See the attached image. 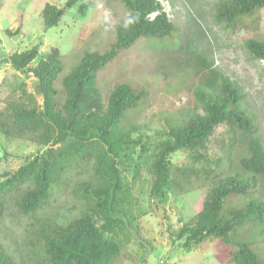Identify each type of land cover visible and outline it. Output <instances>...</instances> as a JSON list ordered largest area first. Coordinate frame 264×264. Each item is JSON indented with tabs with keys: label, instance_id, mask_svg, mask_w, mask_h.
Wrapping results in <instances>:
<instances>
[{
	"label": "trees",
	"instance_id": "obj_1",
	"mask_svg": "<svg viewBox=\"0 0 264 264\" xmlns=\"http://www.w3.org/2000/svg\"><path fill=\"white\" fill-rule=\"evenodd\" d=\"M78 1L66 0L62 7L46 3L42 11L45 25L58 24L65 10ZM119 2L125 22L116 27V40L106 53L85 50L76 55V63L61 77L60 90L55 81L63 73L67 57L59 48L52 47L35 66L31 63L40 54L38 45L8 56L12 68L31 73L37 84L31 91L22 82L20 94L0 109V135L29 140L42 151L16 170L0 173V218L14 196L18 215L36 222L24 253L8 249L0 240V264H115L132 233L140 234L135 184L144 169L152 176L150 196L160 204L170 195L191 191L195 178L210 179L196 214L179 228L170 229L173 241H180L190 251L217 238L236 251L227 264H264L252 244L241 240L248 237L238 233L247 227V235L255 243L252 228H264V196L255 195L264 176V143L242 86L212 69V62L198 53L189 31L181 50L194 55L197 67L210 73L194 89L196 107L190 108L181 122H169L163 139L150 141L149 135L136 134L139 126L126 124L125 118L144 101L145 90L122 81L104 98L97 84L98 72L143 38L163 39L179 28L158 0ZM263 7L264 0H220L214 15L238 28ZM188 24L197 25L203 35L196 19ZM245 45L264 60V40L249 38ZM219 126L232 133L230 143L223 147L224 159L213 160L215 167L205 166L208 143ZM238 146L243 148V156L239 157L240 169L235 170L233 153ZM181 150L188 152L189 162L174 164L171 156ZM81 164L89 165L90 173L78 180L73 190L84 209L68 222L43 218L41 212L64 187L69 172ZM238 196L247 201L233 204Z\"/></svg>",
	"mask_w": 264,
	"mask_h": 264
},
{
	"label": "rangeland",
	"instance_id": "obj_2",
	"mask_svg": "<svg viewBox=\"0 0 264 264\" xmlns=\"http://www.w3.org/2000/svg\"><path fill=\"white\" fill-rule=\"evenodd\" d=\"M158 1L179 31L163 39L143 38L111 60L98 72L97 84L103 97L106 98L111 88L122 81L143 88L146 93L144 101L127 113L125 123L138 125L136 134L149 135L150 141L165 138L168 123L181 122L187 111L196 107L194 89L204 81L205 76L210 75L208 70L197 67L198 59L194 55L181 50L186 35L191 31L198 53H203L208 62H212V69L237 80L242 86L247 108L256 116L258 133L264 143V60L250 53L245 45L249 38L264 40V7L255 16L247 17L244 25L232 28L218 21L214 15L220 0ZM0 2V109L7 100L20 94L19 85L22 82L31 91L35 90L37 84V79L31 73L12 68L8 61L11 53L38 45L40 54L31 63L35 66L52 47L59 48L61 54L67 57L65 69L55 81V87L60 90L61 77L69 73L76 63L75 56L85 50L106 53L116 40V27L125 22V11L119 0H79L65 10L58 24L51 27L45 25L42 16L45 4L62 7L66 0ZM195 19L202 27L203 35H200L197 25L189 26L188 21ZM17 29L19 31L15 33ZM7 30L12 32L11 35L7 34ZM38 98L42 102V97ZM231 135L225 126L215 130L208 143L203 165L215 167L213 160L220 156L224 159L223 147L230 143L228 139ZM240 146L233 153L235 170L240 169L239 157L243 156ZM41 151L38 144L29 140L5 139L0 135V173L16 170ZM171 160L174 164H186L189 162L188 152L178 151L172 154ZM88 173L89 165L75 166L69 172L64 187L56 191L52 204L40 215L43 218L54 217L61 222L79 216L84 205L73 189L78 180ZM151 183L152 176L144 169L135 184V194L139 200L137 208L141 213L138 218L140 234L132 233L115 264L230 263L236 251L217 238L208 239L187 251L180 241H173L169 234L170 229L179 228L196 214L208 192L210 179L203 176L195 178L191 191L178 196L170 195L164 204L151 198ZM255 195L264 196V176L260 178ZM13 200L14 196L10 197L5 215L0 218V240L8 249L24 253L26 240L36 228V222L18 215ZM246 201L238 196L233 204H244ZM239 232L242 238L248 237L241 240L249 241L264 263V228H252L250 235L256 239L255 243L247 235V227H241Z\"/></svg>",
	"mask_w": 264,
	"mask_h": 264
}]
</instances>
